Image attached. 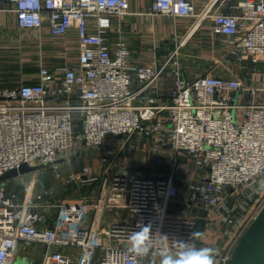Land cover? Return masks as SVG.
<instances>
[{"label":"built area","instance_id":"built-area-1","mask_svg":"<svg viewBox=\"0 0 264 264\" xmlns=\"http://www.w3.org/2000/svg\"><path fill=\"white\" fill-rule=\"evenodd\" d=\"M1 1L18 30L73 32L78 53L64 67L41 65L37 83L0 88V176L43 165L64 185L95 183L87 166L66 178L59 173L81 149L101 150L106 169L94 197L71 201L50 197L42 169L28 173L22 190L26 174L0 181V264H16L32 246L42 248L40 264H160L162 250L178 251L181 240L211 247L216 264H230L264 205V0H240L239 15L221 10L226 0H208L198 12L192 0H152L151 14L192 22L170 54L147 67L130 64L120 37L128 0ZM204 22L226 38L218 64L232 58L244 68L248 61L244 77L217 75L215 66L184 75L181 50ZM110 33L117 34L113 46ZM165 73L173 79L167 95L158 89ZM116 136L122 145L143 140L128 151H148L161 175L121 164V153L107 149ZM138 223L152 225L142 258L128 250ZM195 231L201 236L191 240Z\"/></svg>","mask_w":264,"mask_h":264},{"label":"crops","instance_id":"crops-1","mask_svg":"<svg viewBox=\"0 0 264 264\" xmlns=\"http://www.w3.org/2000/svg\"><path fill=\"white\" fill-rule=\"evenodd\" d=\"M196 11H200L208 2V0H192ZM240 0H226V5L221 7L224 13L239 15L240 10L236 8ZM152 0H128L129 15L122 18L120 21V37L127 44L130 51V64L140 66H153L154 61L161 62L167 57L175 47L177 40L184 36L192 20L177 19L170 17L153 15L150 13V5ZM5 2H0V88H12L19 84H33L38 82L39 67L41 65L54 70L59 67H64L73 64L78 53L76 37L73 32L63 37H51L47 34L46 26L41 30H18L16 27L15 16L12 12H7ZM91 30H94V23H90ZM208 22H204L198 30L186 41L181 50L180 65L186 77H196L210 70L213 66L216 67L215 73L220 76H234L240 74L244 77L245 71L248 68V61H244L241 68L232 58H228L226 62L220 63V60L225 54L224 36L214 35L210 30ZM117 40V34L110 33L108 38L109 45L113 46ZM219 65V66H218ZM173 87V79L169 73L161 76L158 82V89L165 95L169 94ZM110 143L109 151H115L120 154V163L123 164V158L128 154L129 144H138L142 147L143 140L133 139L122 145L123 140L116 138ZM121 144V146H120ZM126 146V148H125ZM114 148V149H112ZM100 152L97 158H88L87 166L92 174H95L99 181L90 182H73L69 185H64L62 179L56 178L54 182L69 189L66 195H57L55 189L48 185L46 181L40 178L41 185L44 189L50 191V197L57 201H71L84 199L85 197H94L99 191V183L101 181V172L103 169L100 166ZM74 153H78L74 152ZM74 153H71L74 154ZM123 153V154H122ZM124 153H126L124 155ZM132 161L139 155L143 161L133 164L132 168L144 171L148 175H161L159 170L162 169L155 164L154 158L146 150L131 152ZM91 158V160H90ZM98 160V162L96 161ZM126 160V159H124ZM98 164V165H97ZM83 166V167H84ZM131 167V163L128 164ZM64 167V166H63ZM63 167L59 169L61 176L66 178L70 173L79 174L81 169L77 171L71 170L64 173ZM37 172V171H36ZM35 173V172H34ZM38 177L41 171L37 172ZM25 175V174H24ZM37 177V176H36ZM30 176L26 174L22 178L23 188ZM72 186V187H71ZM41 187L38 186L37 190ZM60 196L61 199L59 197ZM40 246H32L28 250L21 251L16 260V264H40L42 256V248ZM67 252V250H66ZM76 262L77 251L75 249L67 252ZM40 256V257H39Z\"/></svg>","mask_w":264,"mask_h":264},{"label":"clouds","instance_id":"clouds-1","mask_svg":"<svg viewBox=\"0 0 264 264\" xmlns=\"http://www.w3.org/2000/svg\"><path fill=\"white\" fill-rule=\"evenodd\" d=\"M137 231H133L129 238V251L135 257L146 256L151 249V223H138ZM201 233L195 231L191 234V240L199 238ZM178 251L164 249L161 252L160 264H216L217 252L211 247L197 248L191 242L176 241Z\"/></svg>","mask_w":264,"mask_h":264},{"label":"water","instance_id":"water-1","mask_svg":"<svg viewBox=\"0 0 264 264\" xmlns=\"http://www.w3.org/2000/svg\"><path fill=\"white\" fill-rule=\"evenodd\" d=\"M110 137L109 134L106 135V138ZM42 168L43 165L22 164L0 176V181L36 172ZM230 264H264V205L234 247Z\"/></svg>","mask_w":264,"mask_h":264},{"label":"rangeland","instance_id":"rangeland-1","mask_svg":"<svg viewBox=\"0 0 264 264\" xmlns=\"http://www.w3.org/2000/svg\"><path fill=\"white\" fill-rule=\"evenodd\" d=\"M120 146H121V144H120ZM125 148H126V146H125ZM98 153H99V150H96V149H90V150L89 149H84V150L81 149L80 152L74 153V154H72V155L69 156V163H67L66 165H64L63 172L64 173H67V172H70L71 170L77 171L78 169H81L86 164V162H88V158H87L88 156L91 157L92 159H94V158H97ZM125 154L126 153H124V155ZM130 154H132V153L130 151H128L127 156L123 158V161L125 163H128V164L131 163V167L133 166V164H137V166H139V164H143V163H139L140 161L141 162L143 161V158L142 157H140L139 155H137L136 156L137 158H135V160L132 161L133 159H131V158H132V156L134 157V155H132L130 157ZM91 158H90V160H91ZM124 159H126V160H124ZM96 161L98 162V160H96ZM103 168H105V167H103ZM100 170H103V169H100ZM111 172H113V170L112 171H106V175L109 176V173H111ZM53 175H55V172H53V171H51L49 169L48 170L42 169L41 170V174L39 176H41L40 177L41 179L44 178V180L46 181V183L48 185H50V186L53 185V187H54L55 192H56L57 195H60V196L62 194L66 195V192L69 191V189L64 188L60 184V182H58V184L55 183L54 182V176ZM101 178H103V173L102 172H101ZM105 178H106V176H105ZM19 186H22V185H19ZM20 190H22V188H20ZM60 196H57V197H59L61 199ZM40 248H38V251H40Z\"/></svg>","mask_w":264,"mask_h":264}]
</instances>
